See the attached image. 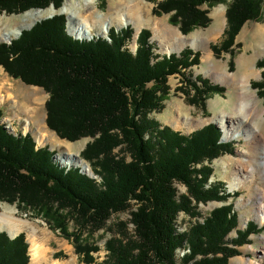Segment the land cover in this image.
<instances>
[{"label":"trees","instance_id":"1","mask_svg":"<svg viewBox=\"0 0 264 264\" xmlns=\"http://www.w3.org/2000/svg\"><path fill=\"white\" fill-rule=\"evenodd\" d=\"M220 2L164 0L157 4L155 14L174 12L172 24L187 35L194 28L210 24L201 7ZM255 2L235 0L229 7L227 28L222 41L213 46L215 53H231L245 24L258 20ZM61 3L0 0V12L23 13L50 5L58 9ZM133 34L131 29H112L110 41L77 40L67 32V21L60 15L23 31L11 44H0V66L12 78L42 88L49 95L48 128L71 142L94 139L83 157L102 179L98 183L80 169L62 167L53 160L54 152L39 148L31 135H13L0 124V200L37 210L51 228L64 236H68L69 223L64 212L101 228L114 212L128 209L129 201L135 200V239L109 241L107 258L102 262L91 256L97 248L82 249L75 243L77 254L84 255L86 264H176V251L185 241L191 254L185 256L183 264L197 256L204 259L199 264H227L239 255L236 248L247 244L248 237L257 232V224L249 223L235 239L225 241L239 222L237 211L229 205L215 210L189 234L179 235L175 230L178 214L189 213L191 208L185 199L176 201L173 184L186 185L197 202L225 201L228 193L201 189L212 171L203 168L196 172L191 167L218 158L229 145L220 142L222 133L214 125L184 135L171 128L160 130L148 117L162 108L168 78L198 64L199 54L187 48L179 55L154 59L149 31L140 33L137 51L132 54L124 46ZM258 64L264 68V60ZM193 87L200 90L197 85ZM203 90L204 94L224 91L209 82L204 83ZM2 117L0 112V121ZM149 132L153 136L146 139ZM122 144L127 146L130 162L111 155ZM196 174L201 176L200 181L194 179ZM28 250L24 234L11 239L0 232V264H29Z\"/></svg>","mask_w":264,"mask_h":264},{"label":"rangeland","instance_id":"2","mask_svg":"<svg viewBox=\"0 0 264 264\" xmlns=\"http://www.w3.org/2000/svg\"><path fill=\"white\" fill-rule=\"evenodd\" d=\"M78 1H80L82 9H86L85 5L87 4V0H62L61 6L58 9L50 5L45 9H32L23 13L10 14L7 12H0V29H16L20 26L21 18L19 17L23 16V14L39 10L44 12L47 11V16L36 22H28L27 25L29 26L19 31L17 37L10 41H0V44H11L12 41L21 36L23 31L30 30L36 24L51 19L54 16H64L67 21L68 29L70 27V17L66 14L67 12L61 13L62 9L65 6H68L69 9V4L71 2L76 4ZM140 1L147 7V9H144V17L149 24L143 25L137 36L134 24H128L123 28L113 26L109 32L104 35L99 34L100 28H98L95 30L96 32L94 31L95 36L92 38H77V40L89 42L96 39H107L110 41L109 34L112 29H115L117 32L131 29L134 31L133 37L130 41L125 43L124 49L132 54H135L137 51V41L142 31H149L151 33L148 41L149 45L153 47L154 59H161L163 56H170L172 54L179 55L187 48L193 50V53L199 54V63L189 67L183 71L181 75H173L168 78L165 84L167 94L162 102V108L151 112L148 116L149 120L157 123L160 130L171 128L184 135H190L195 131L214 125L221 131L223 137V131L220 126L216 124L215 119H218L223 111L230 113L228 106L238 97L239 101L244 100L247 103L254 102L263 110V113L260 112V117L255 116V113L252 115L250 114V123L248 126L250 129H259L258 139L264 136V68L259 67L258 64L264 60V0H256L259 18L256 21H250L245 24L236 37V45L232 48L231 53H215L213 51V46L219 44L223 39L227 28V11L235 0H221L223 2L218 4L203 5L201 10L207 12L210 24L205 28H194L187 35L182 34L180 26L172 24L171 19L174 12L162 13L160 15L155 14L157 4L164 0ZM111 4L112 0H96V9L97 11L110 13L114 11L111 8ZM165 27L170 33H174V30H178L182 36L197 40L200 46L194 49V44L189 43L178 50L176 46L170 43L169 45L168 42H161L162 40L155 31L157 29L163 30ZM67 32L72 36L69 29ZM193 35L195 37H192ZM241 62H249L248 69L253 72L250 80L245 83L249 86V96L245 98L242 95L243 86L241 84H234L232 79L233 75L238 72ZM213 65L220 67V69L226 72L224 83H215V81H213L212 76L215 75L212 74ZM207 71H210L211 75H207ZM3 82H6V89L8 88L13 95L12 99L4 101H2L0 97V112L3 114L0 124L3 125L4 129L16 136L31 135L39 148H48L50 151L54 152L53 160L62 167L66 166L68 168L80 169L76 166L61 164L60 161V158L66 155L78 154L80 159L90 166L93 174L84 173L83 170L80 169L82 173L90 175L92 179L96 180L98 183H102L101 177L98 174H94L91 163L86 161L83 157V152L94 139L85 137L75 142L61 139L47 126L46 103L49 99V95L44 89L26 85L21 80L12 78L5 69L0 66V85L4 86ZM207 82L213 86H220L224 91H212L204 94V83ZM258 83L262 85L258 87ZM195 85L200 87L198 89L201 91H197L195 87H193ZM254 99L256 100L254 101ZM219 102H221V104ZM177 107L182 109V113L184 114L182 116L190 115L196 123L198 122V127L189 130L182 122H179V124L173 122L170 118V113H174ZM223 107L226 108L224 109ZM230 125L232 126V124ZM27 126L29 129L26 130ZM36 135L46 136V142L39 144ZM151 136H153L152 132H149L146 134L145 138L148 139ZM120 140L122 139L120 138ZM220 142L222 141L220 140ZM222 143H227L229 145L227 152L221 154L212 161L206 160L200 164L193 165L191 168L196 172L203 168L212 171L208 178L209 180L201 188L203 191L206 192L216 189L219 192L222 191L221 195H223V192L228 193L229 197L226 196L225 198L227 199L225 201L211 200L208 202H197L190 196L186 185L175 181L173 186L176 190V201L180 202V200L185 199L187 200L186 205L191 208L189 213L187 211H182L178 214L175 222L176 233L179 235L189 234L191 230L198 225H203L215 210L232 205L239 215V222L238 227L226 236L225 241L231 242L237 237V232L239 230H246L248 224L251 222L257 224L258 230L255 234H251L248 237L247 244L236 248L239 255L230 258L227 264H264V223L260 224L257 221L259 205H264V175L263 173H258L254 183H249L248 181L237 190L230 189V182L235 173L238 172V168L240 167L239 164L247 163L250 157H256L258 154L256 158H258L259 161H253L252 163L257 166L261 162L260 158H262L263 151H259L258 153L252 151V142L247 141L244 136H240L233 140H225V142ZM126 148L127 146L124 144L115 148L111 152L112 157L116 160L124 159L126 162H130L131 159ZM102 158L105 159L103 156ZM196 175L197 176L194 175V179L200 181L202 179L201 176H198V174ZM129 204L130 207L128 209L122 212H114L101 228L90 226L83 220L77 221L74 214H70L69 211L64 212L69 221L67 226L68 236H64L60 231L51 228L37 210L19 204L18 202L9 203L0 200V213L5 216H10L20 223L28 222L30 226L34 227L35 230L32 233V227H27V225L22 224L24 226L23 230L17 234V236L21 234L25 235L26 243L29 245V264H32L29 243V238L32 235L41 243L44 255L46 256V261L40 264H86L83 259L84 255L82 257L77 254L75 243L82 249L89 250L91 248H97L96 252L92 251L91 256L96 261L102 262L107 258L108 252L106 246L109 241L113 239H135V226L132 222V213L136 212V201L130 200ZM5 233L9 236L7 232ZM230 247L233 246L231 245ZM190 254L188 243L185 241L184 246L176 251V264H183L182 262L185 256ZM203 260L202 257L197 256L186 264H199L203 262Z\"/></svg>","mask_w":264,"mask_h":264},{"label":"bare ground","instance_id":"3","mask_svg":"<svg viewBox=\"0 0 264 264\" xmlns=\"http://www.w3.org/2000/svg\"><path fill=\"white\" fill-rule=\"evenodd\" d=\"M85 7L86 9H82L80 1H78L76 4H73L71 2L69 4V9L68 6H65L61 12H67L66 14L69 15L70 27L68 29L71 32L72 36H74L76 39H90L95 36L94 31L98 28H100L99 34L104 35L108 33L113 26L123 28L128 24H134L137 36L140 30L142 29L143 25L149 24L144 17V9H147V7L140 0H112L111 8L114 11H109L110 13L97 11L96 0H87V4L85 5ZM46 13L47 11L44 12L39 10L23 14V16L19 17L21 18V23L18 28L0 29V41H10L13 38L17 37L19 31H22L29 26L27 25L28 22H36L37 20L47 16ZM155 32L157 33L158 37L162 40L161 42H168V44L170 43L173 46H176L178 50H180V48L182 49L184 45H187L189 43L194 44V49H197L198 46H200L197 43V40L190 37L182 36L178 30H174V33H170L165 27V29H157ZM192 37L195 36L193 35ZM248 64L249 62H241L238 72L234 74L232 78L234 84H241L243 86L242 95L244 98L249 96V86H247L245 83L249 81L251 76L253 75V72L248 69ZM206 73L207 75H211L210 71H207ZM212 74H215L212 76L213 81H215V83L225 82L226 72L220 69V67L213 65ZM3 83L4 86L0 85V97L2 101L10 100L13 98V95L10 93L8 88L6 89V82ZM255 100L256 99H254V101ZM219 103L221 104V102ZM228 108L230 110V113L227 111H223L222 114L219 115L218 119H215L216 124L220 126L223 131L224 140H233L239 138L240 136H244L247 141L252 142V151H254L255 153L263 151L262 158H260L261 162L257 166L252 163L253 161H259V159L256 158L258 154L256 157H250L247 160V163L239 164L240 167L238 168V172L235 173L232 181L230 182V189L237 190L248 181L249 183H254L258 173H263L264 175V136H262L261 138L259 137L258 139V134L260 132L259 129H250L248 126V124L250 123V114L252 115L255 113V116L260 117L261 113H263V110H261L258 104L254 102L247 103L244 100L239 101L238 97L235 101H232V103L229 104ZM182 115H184L182 113V109L180 107H177L174 113H170V118L175 123L179 124V122H182V124L189 130L191 128L198 127L199 123H196L190 115ZM230 124H232V126ZM27 129H29L28 126L26 130ZM36 139L39 144H43L46 142V136L36 135ZM60 161L61 164L63 163L70 166H76L82 169L84 173H88L91 175L93 174L90 166L87 165L83 160H81L78 154H71L69 156L66 155L65 157L60 158ZM257 221L260 224L264 223V205L262 204L259 205ZM22 224L27 225V227H32L28 222L20 223L14 218L10 216H5L4 214L0 213V230L7 232L10 236H15L20 233V231H22L24 227ZM31 230L33 233L35 230L34 227H32ZM29 243L30 252L32 256V264H40L46 261V256L44 255L43 247L38 241V239L33 237L32 235L29 238Z\"/></svg>","mask_w":264,"mask_h":264},{"label":"water","instance_id":"4","mask_svg":"<svg viewBox=\"0 0 264 264\" xmlns=\"http://www.w3.org/2000/svg\"><path fill=\"white\" fill-rule=\"evenodd\" d=\"M221 141L222 142H225V140H224V138L222 137L221 138ZM81 171V170H80ZM82 172V171H81ZM90 176V175H89ZM91 177V176H90ZM0 232H4V231H0ZM10 236V235H9ZM11 237V239H14V238H16L17 237V235H15V236H10Z\"/></svg>","mask_w":264,"mask_h":264}]
</instances>
